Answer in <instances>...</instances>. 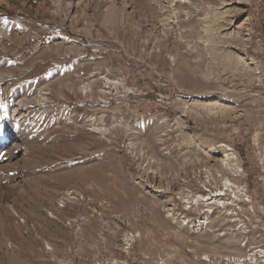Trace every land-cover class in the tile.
I'll return each mask as SVG.
<instances>
[{
    "label": "rangeland",
    "instance_id": "1",
    "mask_svg": "<svg viewBox=\"0 0 264 264\" xmlns=\"http://www.w3.org/2000/svg\"><path fill=\"white\" fill-rule=\"evenodd\" d=\"M105 77L125 89L104 97ZM103 114L108 132L83 125ZM221 143L243 167L227 176L255 210L234 206L247 236H221L235 226L220 213L212 233L175 219L204 215L182 191L210 194ZM69 187L94 203L56 208ZM257 248L264 0H0V264H208L195 256Z\"/></svg>",
    "mask_w": 264,
    "mask_h": 264
},
{
    "label": "bare ground",
    "instance_id": "2",
    "mask_svg": "<svg viewBox=\"0 0 264 264\" xmlns=\"http://www.w3.org/2000/svg\"><path fill=\"white\" fill-rule=\"evenodd\" d=\"M173 3H191V0H171ZM105 83L106 85L100 90L101 94H107L106 87L107 84L109 88H113V91H117L120 89V84L116 80H112L108 77H105ZM113 84V85H112ZM18 108H14L13 110L16 111ZM13 111V112H14ZM104 114L101 116V119L104 118ZM99 131L106 133L108 132L107 128H98ZM219 145V146H218ZM218 145L212 144L209 148V151H216L217 153H221L223 151L222 157H220V165L219 167H215L214 172H212L211 168L208 170L207 178L204 182H202V186L206 191H211L210 194H203L198 192H193L192 190L182 191L183 195L182 199L188 203L187 205L190 207H195L196 209H199L200 211L203 210L204 215L201 216L199 222L195 223L192 229V232L194 233H202L204 231H207V233H212L214 230H218V228H215L213 224V220L215 217H217V213L221 214V221H228L234 223L235 228L232 226H229L228 228L231 229V232L224 231L222 228L220 235H226V234H233L235 237L237 235H244L247 236V234L250 232V230H247V227L245 226V219H242L240 217L241 213L237 211V207L241 210L242 213L245 212H254V209H250V207L246 206L244 202H239L242 199V196H249L247 188L241 187V185H236L233 181L230 180V178L234 179V177L239 176L243 172V167L240 162L239 155L236 153L234 148L230 146L229 144L221 143ZM140 148V146H139ZM144 150L143 154L147 157L150 156L149 152L143 148ZM141 151V150H140ZM148 153V154H146ZM152 160V158L150 157ZM147 160V158H146ZM150 160V161H151ZM155 161V160H154ZM148 162V161H147ZM152 162V161H151ZM226 170L227 172H224L223 170ZM154 172V171H153ZM230 174V178L227 176V174ZM189 177V176H188ZM221 178V179H220ZM221 180V186H225L230 190L232 193H234V198L230 200V198L224 197L227 195L226 192H223L222 188H218L216 190H212L210 188L212 184L217 185V181ZM187 180V179H186ZM213 185V186H214ZM156 191H161V189L156 188ZM238 201V202H237ZM237 202V203H236ZM213 204H217L220 209H218L216 212H214V206ZM234 206H237L236 208ZM169 216H175V208L173 204H170V206L166 209ZM53 216V215H52ZM214 217V218H212ZM175 219H181V217H175ZM185 220V218H183ZM183 220V221H184ZM237 222V223H235ZM241 223V224H240ZM190 224V223H189ZM240 224V225H239ZM239 225V227H238ZM181 227H184L181 223ZM130 235L135 238V236H140L139 233L136 235ZM132 238H130L129 241H131ZM240 246H243L242 243H240ZM247 246V243L245 244ZM249 249L247 252H245L244 256H231V255H220L218 257L216 254H210V253H204L199 256H195L199 262H207L208 264H221L223 261L227 263H234V264H264V248H257L256 250L251 251Z\"/></svg>",
    "mask_w": 264,
    "mask_h": 264
},
{
    "label": "built area",
    "instance_id": "3",
    "mask_svg": "<svg viewBox=\"0 0 264 264\" xmlns=\"http://www.w3.org/2000/svg\"><path fill=\"white\" fill-rule=\"evenodd\" d=\"M112 80H115V79H112ZM116 81L121 83L120 87L122 89H125L124 88L125 86H124L123 82H121L119 80H116ZM109 84H107V87H106L107 94H104V97L108 98L107 96L110 95L113 98L114 95L116 94V92L120 91V89L114 92L113 88H109L108 87ZM100 120H102L100 116L98 118L95 115H90V116L85 117V119H83V125L84 126H88V127L90 126L92 128H97V130L100 127L106 128V127H104V125H101V123H100L101 121ZM182 201L184 203H186L183 199H182ZM92 203H94V199H93V197H92V195L90 193H88L87 191H85V190H83L81 188L69 187V188L63 189L59 193L58 197L55 200V207L58 208V209H66L67 207H70L71 205H86V204H92ZM187 204L188 203H186V205H185V206H187L186 207L187 210H189L190 208H193V207L188 206ZM180 215H181L180 216L181 217L180 225L182 223L185 228L189 227L190 229H193L192 225H194L195 223L199 222V221H195L193 219V217L191 216V214H189V213H183V214H180ZM183 218H185V220ZM76 220L77 219H75V221ZM78 221H80V220L78 219L77 222Z\"/></svg>",
    "mask_w": 264,
    "mask_h": 264
}]
</instances>
